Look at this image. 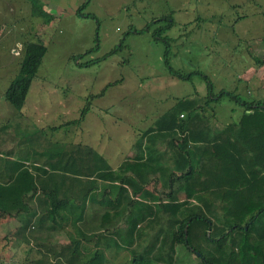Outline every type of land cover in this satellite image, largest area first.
<instances>
[{
    "label": "trees",
    "instance_id": "obj_1",
    "mask_svg": "<svg viewBox=\"0 0 264 264\" xmlns=\"http://www.w3.org/2000/svg\"><path fill=\"white\" fill-rule=\"evenodd\" d=\"M36 39L20 36V61L2 95L15 115L0 125V142L9 133L18 152L10 161L0 149V163L22 171L0 179V220L16 219L8 236L38 249L31 264H112L120 252L130 264H177L180 251L196 264H264V102L223 89L212 95L201 75L205 90L139 131L114 169L87 145L45 142L35 151L21 110L46 53ZM224 95L243 106L235 122L215 119ZM88 111L89 103L70 124Z\"/></svg>",
    "mask_w": 264,
    "mask_h": 264
},
{
    "label": "rangeland",
    "instance_id": "obj_2",
    "mask_svg": "<svg viewBox=\"0 0 264 264\" xmlns=\"http://www.w3.org/2000/svg\"><path fill=\"white\" fill-rule=\"evenodd\" d=\"M18 24L25 38L34 36L46 47L21 115L31 119L46 109L42 117L49 126L65 127L60 139L37 129L39 142L86 144L112 169L138 137L135 130L153 125L178 99L205 90L201 75L212 95L223 89L241 102H264V64H258L264 62V0H0V51L5 61L10 57V76L20 58L7 53L2 37L19 32ZM9 81L2 78L0 88ZM108 84L102 98L90 99ZM87 103L89 111L72 135L70 123ZM213 107L215 119L227 123L238 119L243 106L224 95ZM0 113V125L15 115L4 100ZM7 136L0 149L17 157ZM17 226L14 218L0 221V264H31L39 257L36 247L8 236ZM129 258L120 252L112 264H130ZM188 260L197 262L180 251L177 264Z\"/></svg>",
    "mask_w": 264,
    "mask_h": 264
},
{
    "label": "crops",
    "instance_id": "obj_3",
    "mask_svg": "<svg viewBox=\"0 0 264 264\" xmlns=\"http://www.w3.org/2000/svg\"><path fill=\"white\" fill-rule=\"evenodd\" d=\"M19 27V32H18V35H15V36H3L2 38H6L7 39V45L9 44V47H12L13 46V49H10V48H8V50H7V53H8V51H9V54L10 55H13L14 57H16V55L18 54V51H19V49H20V46H21V40H20V36L22 35L21 34V32H22V30L24 31V29H22L21 28V26H20V24L18 25ZM11 29V28H10ZM0 31H2V29H1V26H0ZM25 38V37H24ZM15 47V48H14ZM8 54V55H9ZM9 55V56H10ZM3 56H4V52H1L0 51V80L2 79V78H4V77H6V81H7V78H11V77H13V76H10V74H8V73H13L14 71H11L10 72V70H12V66H11V64L9 63V61H10V57H9V61H5V57L3 58ZM17 67V66H16ZM2 83H4V82H2ZM9 83V82H8ZM8 83L7 82H5L4 84H5V86H3L2 88H0V94L1 95H3V90L7 87V85H8ZM3 84V85H4ZM102 98V97H101ZM0 100H3V97L0 99ZM26 101V100H25ZM215 105V104H214ZM213 105V106H214ZM25 107V105L23 106V108ZM23 108H22V110H23ZM38 109H36V111H37ZM44 110H45V112H46V109H42L41 111H38V113H35V116H33L31 119L30 118H28V117H26L25 118V121H23L22 120V123H21V125H24V126H27V125H31L32 126V128H33V130L34 131H30V130H28V132L30 133V134H32V133H36V130L37 129H39V130H44V129H47V130H51V128H54V127H57L56 129H53V130H51V132L52 133H54L55 135H56V139H60L59 137H58V134H59V132L61 131V130H64V122H60V123H58L56 126H49L47 123H46V121L45 120H47V116H46V119H44L43 117H42V115L45 113L44 112ZM88 113V112H87ZM87 113H86V115H87ZM162 113V112H161ZM0 115H2V113H0ZM45 115H47V113H45ZM85 115V116H86ZM84 116V117H85ZM29 120V121H28ZM55 122H56V120H55ZM223 123H225V122H223ZM227 123H230V122H227ZM227 123H225V124H227ZM1 124V123H0ZM70 126L72 127V129H71V131H70V133L73 135V133L75 134V125H72V124H70ZM26 129H27V127H25ZM136 132V134H137V132H139V130H135ZM69 133V132H68ZM63 134V133H62ZM47 135H50V134H47ZM60 141H62V140H60ZM42 144V142H39L38 141V138L36 137L35 139H32V140H30L29 141V144H27V146H31V147H34V146H36V144ZM57 143V142H56ZM58 143H62V142H58ZM14 143H12L9 147H8V150H10V149H12L13 150V147H14V145H13ZM64 144V143H63ZM68 144H71V143H69L68 142ZM21 145H24V144H21ZM86 145V144H85ZM88 146V145H87ZM91 147V146H90ZM92 148V147H91ZM98 154H100V153H98ZM3 156V154L1 153L0 154V157H2ZM103 158H105L103 155H101ZM106 156H109V155H106ZM7 158H9V160L10 161H12L13 159H14V156H9V157H7ZM27 165V164H26ZM24 168L26 167L25 166V163H24V166H23ZM117 167V166H116ZM30 169V168H29ZM19 170V168L17 167V166H15V165H13L12 163H0V179H2V180H4V181H9V179H10V176H11V174L12 173H14L15 175H17L19 172H22V171H18ZM31 170V169H30ZM12 172V173H11ZM30 173L31 174H33V172H31L30 171ZM0 221H2V220H0Z\"/></svg>",
    "mask_w": 264,
    "mask_h": 264
}]
</instances>
